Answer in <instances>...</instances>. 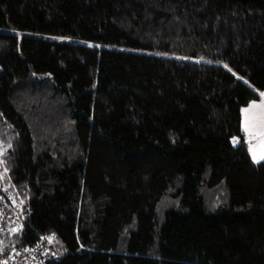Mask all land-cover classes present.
<instances>
[{"label":"trees","instance_id":"1","mask_svg":"<svg viewBox=\"0 0 264 264\" xmlns=\"http://www.w3.org/2000/svg\"><path fill=\"white\" fill-rule=\"evenodd\" d=\"M74 38L99 46L58 42ZM264 0H0V171L50 264H264Z\"/></svg>","mask_w":264,"mask_h":264},{"label":"built area","instance_id":"2","mask_svg":"<svg viewBox=\"0 0 264 264\" xmlns=\"http://www.w3.org/2000/svg\"><path fill=\"white\" fill-rule=\"evenodd\" d=\"M23 219L19 205L7 187L0 171V233L20 230ZM57 257L51 236H42L36 243L12 248L0 257V264H50Z\"/></svg>","mask_w":264,"mask_h":264},{"label":"rangeland","instance_id":"3","mask_svg":"<svg viewBox=\"0 0 264 264\" xmlns=\"http://www.w3.org/2000/svg\"><path fill=\"white\" fill-rule=\"evenodd\" d=\"M47 39H52L58 42H65L69 44L85 45L89 47L99 46L91 42L82 41V40H78L74 38L51 37ZM263 103H264V99H262L261 101L256 100V101L250 102L247 106L241 109V117H242L241 130H242V135L245 139V143L247 144V148L251 155V146H252L253 150L256 151L254 152L252 150V154L253 152L254 154L256 153L259 159H262V160H264V140L260 142V139L257 137L259 135V132L262 126L261 125L253 126L254 122L251 123V106H253L254 104H260V108H262ZM263 116H260V117H263ZM262 124H264V122H262ZM251 125L253 126L254 130L251 129L252 128Z\"/></svg>","mask_w":264,"mask_h":264},{"label":"crops","instance_id":"4","mask_svg":"<svg viewBox=\"0 0 264 264\" xmlns=\"http://www.w3.org/2000/svg\"><path fill=\"white\" fill-rule=\"evenodd\" d=\"M262 99H264V93L260 94V98L258 100L261 101ZM263 115H264V103L262 105V108H260V104H254L253 106H251V123L254 122L253 126H256V125L262 126V128H261L262 131L260 130L259 135L257 136L260 139V142H262L264 140V124H262V122H264V116ZM260 116H263V117H260ZM241 124H242V117H241ZM253 126L251 125L252 130H254ZM252 150H253V148L251 146V158L253 161H255V162L264 161L262 159H259V157L257 156L256 153L254 154V152H256L255 150H253L254 152L252 154Z\"/></svg>","mask_w":264,"mask_h":264}]
</instances>
